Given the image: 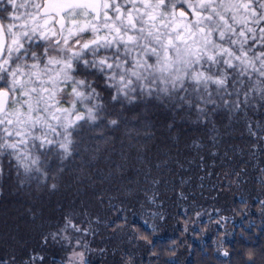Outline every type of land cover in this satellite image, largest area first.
<instances>
[{
    "label": "snow or ice",
    "instance_id": "obj_1",
    "mask_svg": "<svg viewBox=\"0 0 264 264\" xmlns=\"http://www.w3.org/2000/svg\"><path fill=\"white\" fill-rule=\"evenodd\" d=\"M150 108L167 115L170 134L183 123L201 135L175 154L179 137L170 135L173 144L141 168L129 166L124 152L100 168L101 143L114 152L118 139H151ZM228 129L247 138L246 148L226 143ZM85 133L93 135L86 140ZM237 150L264 156V0H0V176L6 159L21 187L35 181L55 192L69 163L78 162L74 179L90 197L41 224L42 244L51 240L67 254L62 264H91L90 253H104L89 239L101 229L152 247L148 237L166 219L168 192L188 205L184 234L228 235L237 215L251 214L249 201L241 198L243 208L220 203L223 180L212 186L211 210L195 192ZM244 171H223L229 188ZM254 202L264 232V198ZM216 256L231 264L230 251L217 247ZM44 259L33 251L23 264ZM120 264L135 262L129 255Z\"/></svg>",
    "mask_w": 264,
    "mask_h": 264
},
{
    "label": "trees",
    "instance_id": "obj_2",
    "mask_svg": "<svg viewBox=\"0 0 264 264\" xmlns=\"http://www.w3.org/2000/svg\"><path fill=\"white\" fill-rule=\"evenodd\" d=\"M167 118V115L161 110L150 108L146 114V120L153 125L154 135L151 139L145 140L143 137H137L129 142L127 138H124L123 145H121V142L118 139L115 142L114 152L104 151L103 149L105 146L101 143L100 146L102 151L99 154L100 163L98 166L100 168H105L106 165L111 164L113 161H118L120 159L121 152L128 154V164L133 168H141L146 161L155 162L156 154L161 151H166L167 148L165 145L171 146L173 144V141L170 140V135L179 137L178 143H176L175 147L172 148L173 154H175L177 150L181 153L188 151L187 144L190 143L191 138L199 137L201 132L190 125L180 123L175 132L170 134L165 126ZM84 135L85 139L89 140L93 134L85 133ZM112 135L119 136V133H112ZM224 139L227 144H237L246 148L245 140L247 138L241 137L238 130L233 131L232 129H228L224 135ZM89 142L95 146V141ZM110 148L111 145H109V149ZM137 149H139V152ZM262 161H264V156L259 155V153L256 156H251L248 154L247 150L243 152L237 150V154L234 159L228 163H224L223 169L218 166L216 168V175H213L210 178L206 177L204 181L205 188L202 193L198 188L196 189L195 196L199 204L203 205L204 208L211 210L213 203H211L212 199L210 198V195L215 196L217 194L212 190V186L221 180H223L224 184H229V179L222 175L223 171H227L229 168H236L237 170L245 168V171L240 175L238 182L236 181L231 184L232 186L237 185L238 192H231L228 194V192L232 190L225 184V189L221 193L220 203H229L231 205L230 207L243 208L240 200L241 198L246 199L251 204V214L243 220H241V217L237 215L235 217V225L231 223L228 225V235L224 234L223 229H221L219 233L209 232L204 234L202 238L201 236L191 233L190 238L185 240V244H182V240L179 238L182 233L178 228L174 230L172 227V229H170L171 231H169V229H164V233L167 234L164 236H161L160 233L156 231L148 237L149 240H153L155 242L152 247H149L143 239L137 240L139 244L146 247V250L144 251L143 258H140V260L134 259L135 264H165L166 261L174 262V264H220V261L216 256L217 247H219L221 251L228 250L231 252V264H242L243 261L249 258H253L255 260V264H264V232L261 231V221L260 217L257 215V205L254 202L257 197L264 198V186L260 183L261 180H264V176H261L260 172V169L264 168V162ZM7 164V160H3V175L0 176L1 242L3 240L2 232L3 234H9L8 231L10 228H8V226H11L10 221L14 215L17 218H21L26 215L32 216L34 215L32 211H35L36 214L39 215V218L37 219L42 220L45 227L49 221L55 222V220L59 219V217H47L45 215H41L40 208L43 209L42 206L45 207L44 204L47 203L46 193L48 190L42 186H38L35 181L25 183L23 187H21L15 172H9ZM77 164L78 162H70L68 165L69 172L76 173ZM193 172H195V164H193ZM232 179L234 181L236 180L234 174ZM198 183L199 180L194 175L193 187H195ZM245 188L251 190V192L247 193ZM41 190L43 192V198L36 196ZM82 193L83 187L81 186L79 187L78 194L72 195V197H74V204L81 203V200H83ZM49 194L53 196V203L57 206L66 205L69 203L68 199L71 198L66 184L62 186L61 183L57 191ZM55 194L58 196L54 197ZM166 196H168L167 198L169 200L175 201V197L171 192H168ZM225 198L229 200L227 201ZM85 199L88 200L90 197H85ZM94 203L95 202H93V204ZM105 203H107V200ZM157 203L159 204L160 201L158 200ZM176 204L177 205H173V212L170 216L166 217L165 222L173 216V218H177L174 220L184 224L182 218L185 216L183 213L185 207H188V205L185 203ZM46 211L49 212L48 210ZM129 215L131 214L129 213ZM204 219L207 220V216H205ZM249 221H253L255 227L251 229L241 227V224L246 225ZM149 222L152 223L153 221L149 219ZM40 228L42 229L43 227L40 225ZM176 232H178L176 234L177 236H174ZM221 239L225 240L223 245H219L218 243ZM41 241L42 240L40 239L39 242L41 243ZM173 241L176 243L173 244ZM214 241L217 243L214 244ZM133 242L134 244L136 243L135 240H133ZM10 245L16 248L6 250V247ZM18 246H21V249ZM47 246L48 248L46 252L43 253L44 255L47 254L44 257L46 259L44 264H62L64 261L63 255L65 253H62L60 244L50 241ZM40 247L42 246H39V244L34 241H27L25 243L21 241L20 244H17L16 239H7L5 244L0 248V260L10 261V264L12 263L13 257H15V264H23V261L27 260L29 253L31 254ZM169 248H175V253L173 254L172 252H169ZM113 250L115 253L118 251L117 248H112L111 251ZM50 252H53V254L51 255ZM22 254H24V256ZM127 259L128 258H126V260ZM221 259L226 258L222 257ZM101 262L95 264H103L104 261Z\"/></svg>",
    "mask_w": 264,
    "mask_h": 264
},
{
    "label": "rangeland",
    "instance_id": "obj_3",
    "mask_svg": "<svg viewBox=\"0 0 264 264\" xmlns=\"http://www.w3.org/2000/svg\"><path fill=\"white\" fill-rule=\"evenodd\" d=\"M76 173H71L68 172L65 177L64 180L61 182L62 186L64 184H66L67 189L69 194L71 195V198L68 199L69 203H65L66 205L64 206H57L56 204L53 203L54 199L53 196H51L49 193H51L50 191H47L46 193V201L47 203L44 204L43 209H41V215H45L47 217H59L61 212L66 209V206H79L80 204H74V197H72V195L74 194H78L79 192V187H81V185L74 179ZM251 178H253L252 176H250ZM250 178V179H251ZM238 182V181H237ZM219 182H217L218 184ZM226 186H228L227 183H225ZM238 184V183H237ZM231 190L229 193L231 192H238L237 191V185L236 186H232L231 185ZM246 189V188H245ZM247 193H250L251 190L246 189ZM39 198H43V192L42 190L36 195ZM58 195L55 194L54 197H57ZM83 200L85 199V196L83 195ZM168 196L165 197L164 201H163V207H162V211L165 214V217H168L171 215V213L173 212V205H177L176 202H174L173 200H169L167 198ZM227 201L229 199L225 198ZM211 203H214L213 200H211ZM226 205H228L229 207L231 206L229 203H225ZM138 208V206H137ZM46 210H48L49 212H47ZM35 214V218L34 215L30 216V215H26L23 216L21 218H17L15 217V215L13 216L12 220L10 221L11 226L8 228L9 229V234L5 233L3 234L2 232V236H3V240L0 244V248L5 244V242L7 241V239H16L17 240V244H20L21 241H23L24 243L27 241H34L36 243L39 244L40 247L39 249H37L35 252L42 254L44 257L47 255H44L43 253L46 252L48 246L47 245H43L42 241L41 243L39 242V240L41 239V232L45 230V228L43 227L42 229L40 228V225L42 224V220H39L37 218H39L38 214H36L35 211H32ZM179 217V216H178ZM177 219L176 217L173 218V216H171V219L169 220H165L164 221H155V223L157 224V232L160 233L161 236L167 235L164 233V229H169V231H171L170 229H172V227L174 228V230L176 228H178L181 231V236H179L180 240H182V244H185V240L190 238L191 236V232L184 234L183 233V228H184V224H181V222L174 220ZM183 222L186 219V217H183ZM39 220V221H38ZM45 223V222H44ZM47 226V224H46ZM178 226V227H177ZM163 233V234H161ZM178 232H176L174 234V236H177ZM189 234V235H188ZM172 235V234H171ZM213 235V234H212ZM214 237V235H213ZM192 238V237H191ZM90 240L93 241L92 243V247L95 249H106V251L104 253H100L99 251L93 252L89 254V259L91 261V264H95L101 261H104L103 264H120L121 262V258L123 257L124 260H126V258H128L129 255H131L133 257V259L135 260H140V258H143L144 256V251L146 250V247L142 246L141 244H139V242H137V240H135V244L133 242V240H130L128 238L127 235H117V234H113L111 232V230H99V234L96 235L95 237L90 236L89 237ZM51 240H49L50 242ZM21 249V246H18ZM12 248H16V247H12V245L7 246L6 250L12 249ZM112 248H117V252L115 253L114 250L111 251ZM51 255L53 254V252H50ZM63 253V252H62ZM24 256V254H22ZM30 255V253H29ZM29 255L27 256V259L29 258ZM50 255V257H51ZM25 256V257H26ZM63 259L66 260L67 259V254L63 255ZM46 259H44V263ZM10 262V261H9ZM102 263V262H101ZM12 264V263H10Z\"/></svg>",
    "mask_w": 264,
    "mask_h": 264
}]
</instances>
